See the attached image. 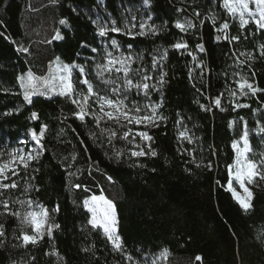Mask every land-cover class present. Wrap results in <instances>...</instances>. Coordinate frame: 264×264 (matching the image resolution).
Here are the masks:
<instances>
[{"label":"trees","instance_id":"trees-1","mask_svg":"<svg viewBox=\"0 0 264 264\" xmlns=\"http://www.w3.org/2000/svg\"><path fill=\"white\" fill-rule=\"evenodd\" d=\"M219 3L220 0H151L146 6L143 0H0V32L4 33L0 36V152L12 153L24 145L39 151L31 131L38 134L41 125H47L42 139L44 150L27 170L20 168L19 177H14L19 188L9 191L49 209L52 222L60 226L53 229L51 236L44 235L36 245L25 247L17 239L21 235L19 220L14 216L0 217L5 230L0 264H143L159 256L163 249L169 253L162 258V264H264V181L258 180L262 187L253 188V206L248 211L227 190V166L234 158L232 142L240 138L245 125L253 154L264 153V133H258V128L264 126V91L254 96L228 95V89H234L239 78L234 73L264 89L260 47L264 32L254 24L241 30ZM212 10L220 20L229 19L228 35H239V42L216 40L223 34L215 30L218 24L214 26L207 19ZM195 11L203 20L195 21L196 29L182 33L174 27L178 19L195 20ZM132 15L137 22L151 15L148 23L161 30L156 35L135 38L111 32L107 37L98 35L94 21L115 20L123 28L125 19ZM61 19L67 23L61 25ZM57 32L61 38L53 39ZM111 38L120 45L114 55L122 52L143 56L132 68H148L153 76L148 83L156 84L161 72L167 74L163 88L149 93L150 102H162L158 114L165 119L152 128L128 126L148 132L150 141L137 136L129 143L131 136L128 140L121 138L127 128L113 121L102 120L97 125L91 116H86L81 122L73 115L78 109L69 98L45 92L43 86L31 102L24 99L17 77L31 70L47 78L54 71L57 57L61 64L84 66L93 83L98 84L95 64L102 62L106 50H112ZM182 40L187 41L188 51L197 61H203L202 77L188 51L171 47ZM198 44L204 46L203 52L196 47ZM18 46L29 52L17 51ZM157 50H167V57L153 71L152 58L158 57ZM240 53H250L253 59ZM237 57L245 64L238 65ZM189 68L193 69L191 80ZM72 76L80 79L78 69ZM221 93L223 111L212 104V99ZM129 100L141 105L149 103L135 90ZM233 102L249 107L234 110ZM201 104L211 110L202 109ZM33 112L37 113L36 119L32 118ZM184 128L189 130L191 144L179 136ZM111 130L117 135L109 143ZM135 144L145 151L151 145L157 155L133 157L131 151L139 150ZM209 161L210 169L197 166ZM69 172L74 174L69 176ZM77 183L90 191L73 188ZM26 184L31 185L27 197L21 195ZM101 191L115 204L123 252L115 251L102 230L88 224L90 213L83 201ZM57 206L59 210L55 211ZM25 231L32 234L29 227ZM53 251L59 256L51 255Z\"/></svg>","mask_w":264,"mask_h":264},{"label":"snow or ice","instance_id":"snow-or-ice-1","mask_svg":"<svg viewBox=\"0 0 264 264\" xmlns=\"http://www.w3.org/2000/svg\"><path fill=\"white\" fill-rule=\"evenodd\" d=\"M57 0H52V3H56ZM151 0H143L144 5H150ZM220 8H222L228 18L232 21H236L239 24L241 30L246 29L250 24H254L256 29L264 32V0H220ZM194 19L185 18L183 21L176 20L174 27L179 29L182 33H187L190 30L197 28L199 21L203 23L201 19V13L199 11L194 12ZM211 23L218 27L215 30L223 35L216 37L217 41L221 39L229 42L240 41V36H229L228 30L230 29L229 19L220 20L219 14L214 10L210 12L207 17ZM152 20V16L148 15L146 18H141L137 22V17L132 15L130 19H125L124 27L117 25L115 20H111L108 23H96L98 35L101 37H107L109 32L115 34H123L135 38L136 36H144L147 34L156 35L161 30L154 24H149L148 21ZM61 25L67 23L65 19L59 21ZM135 30V31H134ZM4 33L0 32V36ZM8 39L7 37H5ZM60 34L57 32L53 39H60ZM245 39L247 37L245 36ZM16 43L15 41H11ZM51 42V41H49ZM110 45L112 50H106L105 55L102 58V62H97L94 68V75L98 84H94L92 78L88 74L84 66L78 64H61L59 57L56 58L54 63L57 67L52 74L47 78H41L36 76L31 70L26 73H22L17 77L20 88L23 89L24 99L31 102V97L39 91L43 86L45 92H54L60 96H64L70 99L71 103L76 105L77 111L73 115L81 122L85 121L86 116H91L97 125L102 120L113 121L119 127L127 128L122 139L128 140L131 136L129 143H133L137 136L142 140L150 141L152 139L146 131H134L129 125H135L137 128L140 126L147 127L149 124L159 126V121L164 120L165 117L158 114V109L162 106V102L159 104L150 102V91H160L166 83L164 77L166 73L161 72L156 84H150L148 81L153 79V76L149 74V69L146 67H140L133 69L132 64L136 60H143L142 55L133 56L131 53L125 55H114L115 50H119L120 45L115 38L110 39ZM172 48L176 50L188 51L189 45L187 41H178L174 43ZM199 51H204L202 44L196 45ZM261 56L264 57V44L261 46ZM131 48V45H129ZM17 51L22 53H28L29 49L23 46H18ZM93 52H97V49L93 48ZM158 57L153 56L151 70H156L160 66L161 61L166 59L167 50H157ZM188 55L192 57V61L195 63L196 68L201 69V77L204 74L203 61H197V57L193 52L188 51ZM235 56L236 54L233 53ZM241 56H246L248 60L253 59L250 53H240ZM238 65L245 64L246 61L240 60L237 57L235 61ZM74 69H78L80 79L74 80L72 73ZM193 69L189 68V79H192ZM239 78L235 80L236 87L234 89H228V95L230 97L255 95L257 92L264 91L255 86L254 82H251L249 78L241 75L240 73H234ZM79 85L85 86V88H79ZM102 85V86H101ZM157 85L159 87H157ZM195 87V83H193ZM143 94L145 99H149V103L141 105L138 101H130L129 96L133 92ZM199 91V90H198ZM221 93L216 98L212 99V104L215 107L221 108ZM211 99V98H210ZM198 102V101H197ZM204 110H211L210 106L204 104L200 105ZM240 107H249V105L233 102V109ZM223 111L224 109L221 108ZM32 118H37V113H32ZM178 124L181 121H177ZM47 125H41L39 133L36 130L31 131L32 140L37 146L36 149H29L26 153L22 150H16L15 152H0V217L14 216L19 220L21 235L17 237L22 241V246L29 244L36 245L40 239H43L44 235L51 236L53 229L59 228L58 224H55L51 220L50 210L43 205L36 203L30 198L20 199V196L13 195L12 191L19 188L18 179L20 168L27 170L31 161L38 159L41 151L44 150L42 139L44 138ZM258 133H264V126L258 128ZM117 133L114 130L110 131L109 143H111V137H115ZM180 138H183L192 143V137L189 135V130L184 128L179 132ZM249 132L247 126L241 134L238 140L232 142V148L234 151V158L232 164L228 165L229 181L227 184V190L232 194L234 200L240 205V207L248 211L252 208V200L254 199L253 188L262 187L257 181H264V153L253 154L249 142ZM23 143H26L23 142ZM135 148L139 150H132L131 156L142 157L145 155H151L155 157L156 151L151 148V145H147L148 151H145L140 144H135ZM120 155V153H117ZM76 159L75 156L72 158ZM143 167V165H140ZM198 167L204 166L211 168L212 164L209 161L207 164L198 163ZM71 167V165H69ZM74 173L69 172L68 175L72 176ZM111 181V177H108ZM233 181L238 186L233 185ZM73 188L80 189L83 187L84 191H90L87 186L81 184H73ZM31 190V185H25L21 195L27 197L28 192ZM38 190V189H37ZM83 204L85 208L91 213L88 220V224L92 229H102L103 234L107 240L111 243L115 251L123 252L122 239L118 235L117 229V213L115 204L108 199L105 195L92 194L84 199ZM18 205V208L13 206ZM23 209V211H21ZM59 208L55 209L58 211ZM25 227L31 228L32 234L25 231ZM5 230L4 224L0 223V246L4 244ZM88 249H85L87 251ZM169 253L168 249H163L159 256L152 260V264H159L161 258H166ZM49 254V253H46ZM54 256H59V253L53 251L50 253ZM131 259V257H127ZM196 259L201 260L200 256Z\"/></svg>","mask_w":264,"mask_h":264},{"label":"rangeland","instance_id":"rangeland-1","mask_svg":"<svg viewBox=\"0 0 264 264\" xmlns=\"http://www.w3.org/2000/svg\"><path fill=\"white\" fill-rule=\"evenodd\" d=\"M56 67H57V64H55V67H54V70L56 69ZM155 125L154 124H149L147 127L148 128H152V127H154ZM144 127V126H143ZM29 149H36V147H34V146H22L19 150H22V151H24L25 153L29 150ZM37 150V149H36ZM233 185L234 186H236L237 187V190L238 191H240L239 190V188H238V186L235 184V181H233ZM87 210V209H86ZM88 211V210H87ZM90 216H91V213H90ZM102 230V229H101ZM45 235H47V234H45ZM152 260L153 259H150V260H148V261H146L145 263H143V264H152ZM159 264H162V258L159 260Z\"/></svg>","mask_w":264,"mask_h":264}]
</instances>
